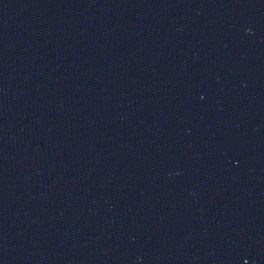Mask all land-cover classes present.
Returning <instances> with one entry per match:
<instances>
[{
	"label": "water",
	"instance_id": "1",
	"mask_svg": "<svg viewBox=\"0 0 264 264\" xmlns=\"http://www.w3.org/2000/svg\"><path fill=\"white\" fill-rule=\"evenodd\" d=\"M0 264H264V0H0Z\"/></svg>",
	"mask_w": 264,
	"mask_h": 264
}]
</instances>
